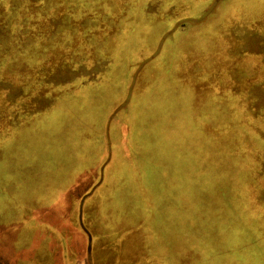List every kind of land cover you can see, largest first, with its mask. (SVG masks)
I'll return each instance as SVG.
<instances>
[{"label": "trees", "instance_id": "trees-1", "mask_svg": "<svg viewBox=\"0 0 264 264\" xmlns=\"http://www.w3.org/2000/svg\"><path fill=\"white\" fill-rule=\"evenodd\" d=\"M84 234L95 264H264V0H0V264Z\"/></svg>", "mask_w": 264, "mask_h": 264}, {"label": "rangeland", "instance_id": "rangeland-1", "mask_svg": "<svg viewBox=\"0 0 264 264\" xmlns=\"http://www.w3.org/2000/svg\"><path fill=\"white\" fill-rule=\"evenodd\" d=\"M217 4V3H216ZM215 7V6H214ZM129 114V113H128ZM123 115H121L119 113V110L115 111L113 113V115L111 116V122L110 125L113 126V132H111V129L108 130V138L111 139L113 134L116 137V145L117 147H119V149H121L122 151L129 153L130 152V144L128 142V133H129V129H130V125L127 123V120L125 121L124 118L122 117ZM39 142L41 143H46L47 141L44 140H39ZM64 232H67L66 234H71L72 231H67L64 230ZM74 232V231H73ZM81 238H83V240L85 241L84 244L83 243H77L74 242V239H69L67 241V248L68 251L70 253H74V255H80L83 254V258H79L78 261H74L71 262V264H95L97 263V261L95 260V255L92 254V249L88 250L89 245L87 243L86 240V236L84 234V236H80ZM83 240H81V242H83ZM73 249L75 250V252L73 251ZM72 257V256H71ZM83 259V260H82ZM63 258L62 255L60 254V251H57V257L54 261L53 264H63L62 262ZM96 261V262H95Z\"/></svg>", "mask_w": 264, "mask_h": 264}]
</instances>
